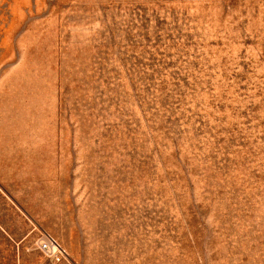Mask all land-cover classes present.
I'll use <instances>...</instances> for the list:
<instances>
[{
  "label": "rangeland",
  "instance_id": "obj_1",
  "mask_svg": "<svg viewBox=\"0 0 264 264\" xmlns=\"http://www.w3.org/2000/svg\"><path fill=\"white\" fill-rule=\"evenodd\" d=\"M0 257L264 264V0H0Z\"/></svg>",
  "mask_w": 264,
  "mask_h": 264
},
{
  "label": "built area",
  "instance_id": "obj_2",
  "mask_svg": "<svg viewBox=\"0 0 264 264\" xmlns=\"http://www.w3.org/2000/svg\"><path fill=\"white\" fill-rule=\"evenodd\" d=\"M37 249L40 250L44 259L49 262L59 263L66 261L68 254L59 241L48 233H43L36 241Z\"/></svg>",
  "mask_w": 264,
  "mask_h": 264
},
{
  "label": "crops",
  "instance_id": "obj_3",
  "mask_svg": "<svg viewBox=\"0 0 264 264\" xmlns=\"http://www.w3.org/2000/svg\"><path fill=\"white\" fill-rule=\"evenodd\" d=\"M17 258H20L19 256L17 257ZM14 259H12V261H13ZM19 260V259H18ZM5 260L4 259H1V257H0V263H2V264H6L7 262H4ZM14 262V261H13ZM20 262V261H19ZM10 263H12V262H10ZM21 264H22V260H21Z\"/></svg>",
  "mask_w": 264,
  "mask_h": 264
},
{
  "label": "bare ground",
  "instance_id": "obj_4",
  "mask_svg": "<svg viewBox=\"0 0 264 264\" xmlns=\"http://www.w3.org/2000/svg\"><path fill=\"white\" fill-rule=\"evenodd\" d=\"M36 248H37V246H36ZM39 250V249H38ZM40 251V250H39ZM0 264H2V263H0Z\"/></svg>",
  "mask_w": 264,
  "mask_h": 264
}]
</instances>
